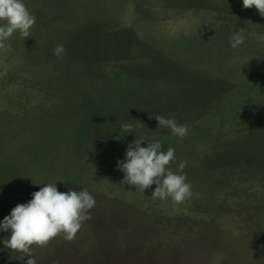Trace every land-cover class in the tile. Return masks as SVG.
<instances>
[{
	"label": "rangeland",
	"instance_id": "obj_1",
	"mask_svg": "<svg viewBox=\"0 0 264 264\" xmlns=\"http://www.w3.org/2000/svg\"><path fill=\"white\" fill-rule=\"evenodd\" d=\"M164 1L24 0L31 37L0 52V221L45 183L97 201L72 241L33 246L37 264H264V16L241 0ZM207 36L210 61L180 57ZM136 139L173 147V172L187 161L189 199L124 182L117 161ZM27 259L0 243V264Z\"/></svg>",
	"mask_w": 264,
	"mask_h": 264
},
{
	"label": "clouds",
	"instance_id": "obj_2",
	"mask_svg": "<svg viewBox=\"0 0 264 264\" xmlns=\"http://www.w3.org/2000/svg\"><path fill=\"white\" fill-rule=\"evenodd\" d=\"M244 8H255L264 16V0H241ZM36 24V17L29 11L24 0H0V52L11 48L10 38L19 32L23 38L31 37V30ZM264 42V36L257 34ZM244 43L240 32H232L229 44L233 49ZM65 52L62 44L54 49V55L60 58ZM159 128L170 129L174 136L183 138L188 133L186 125L178 124L174 118L157 116ZM121 130L131 132L133 125L123 124ZM144 141L134 142L126 149L125 160L117 161L118 170L124 173V182L135 186L137 191H145L153 184L156 188L153 199L161 201L171 199L176 204H182L192 196V185L183 174L187 161H179L177 171L169 167L177 157L175 149L169 147L162 150V144ZM39 191L32 194V199L24 204H18L11 210L10 215L0 221V231L10 232L3 239L7 249L23 253L28 257L26 264H37L32 255L33 246L45 247L55 237L62 236L72 241L82 229L84 222L92 219L91 210L97 201L87 188L76 191L60 192L56 183H45Z\"/></svg>",
	"mask_w": 264,
	"mask_h": 264
},
{
	"label": "trees",
	"instance_id": "obj_3",
	"mask_svg": "<svg viewBox=\"0 0 264 264\" xmlns=\"http://www.w3.org/2000/svg\"><path fill=\"white\" fill-rule=\"evenodd\" d=\"M169 1H171L172 2V4L171 5H166V3L167 2H169ZM176 0H165L164 1V4L166 5V6H169V8H170V11H172L171 10V8L173 7L172 5L174 4V2H175ZM192 1V0H191ZM206 1V0H205ZM228 1V0H227ZM195 2V3H194ZM194 2H191V5H193V4H197V1L195 0ZM229 3H231V2H229ZM228 3V4H229ZM241 3V6H240V8L239 9H246V8H244V6H243V4H242V2H240ZM231 4H233V3H231ZM230 5V4H229ZM229 7L227 6V9H228ZM253 10H255V8L253 7L252 8ZM207 39H208V41L206 42V43H204V42H202V43H196L193 47H190V49H179V55H180V57H183L184 58V60H186V59H189V58H194V57H196V56H198V55H202V56H205V57H207L208 58V60H209V57H208V51L209 50H211L212 48H215L217 45H219V43H218V40L216 39V37L214 36L213 38H209L208 36L206 37ZM189 40H190V38H186V39H184V41H183V43L184 42H189ZM187 61V60H186ZM210 61V60H209Z\"/></svg>",
	"mask_w": 264,
	"mask_h": 264
}]
</instances>
